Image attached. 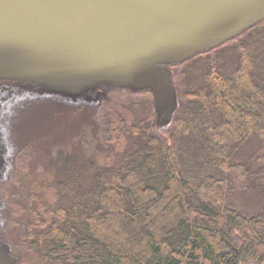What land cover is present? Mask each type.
Returning <instances> with one entry per match:
<instances>
[{
    "label": "trees",
    "instance_id": "16d2710c",
    "mask_svg": "<svg viewBox=\"0 0 264 264\" xmlns=\"http://www.w3.org/2000/svg\"><path fill=\"white\" fill-rule=\"evenodd\" d=\"M239 40L237 67L235 59L226 67L218 53L182 66L169 133L154 127L152 105L139 115L143 104L133 100L104 130L108 151L122 149L114 159L106 153L82 168L62 160L52 170L57 180L44 182L41 193L20 192L26 198L9 211L18 220L16 258L264 264V22ZM0 84L43 83L0 78ZM248 140L257 141L263 157L252 170L236 158ZM233 182L241 183L233 196L239 205L228 197Z\"/></svg>",
    "mask_w": 264,
    "mask_h": 264
},
{
    "label": "water",
    "instance_id": "95a60500",
    "mask_svg": "<svg viewBox=\"0 0 264 264\" xmlns=\"http://www.w3.org/2000/svg\"><path fill=\"white\" fill-rule=\"evenodd\" d=\"M71 1L73 14L53 16L37 0H0V78L151 91L155 128L173 109L171 67L264 14V0ZM9 255L0 244V264H23Z\"/></svg>",
    "mask_w": 264,
    "mask_h": 264
},
{
    "label": "rangeland",
    "instance_id": "374dc122",
    "mask_svg": "<svg viewBox=\"0 0 264 264\" xmlns=\"http://www.w3.org/2000/svg\"><path fill=\"white\" fill-rule=\"evenodd\" d=\"M262 22L264 14L251 22L245 32H239L237 37L218 43L201 56L218 53L226 67L231 66L234 59L237 67L239 55L236 46L240 37ZM182 66L171 67L170 76L174 82L173 109L171 115L163 118L160 126H156L158 130L167 133L174 125V116L179 108L176 77L180 78ZM133 100L143 104L144 110L139 115L150 113L151 105L156 113L153 93L131 86L114 85L110 88L102 84H89L71 89L68 84H0V244L7 247L10 255L17 254L15 243L19 234L13 225V219L17 222V217L9 212L16 208L12 202L16 199L24 201V195L28 193H41L44 182H55L57 179H52V170L57 169L55 166L58 169L63 167L60 165L62 160L70 163L73 168H82L85 167L83 161L100 163L102 155L107 153L113 158L120 153L122 149L117 152L108 151L104 130L115 113L119 114L121 109L129 107ZM63 149L67 156H61ZM260 156L257 141L248 140L241 145L236 158L252 170L256 167V160L257 165L263 161ZM44 164L49 165L47 170ZM240 184L233 182L228 193L234 205L240 204L233 197L235 191H239L241 186H254L255 181ZM20 192L26 193L21 196Z\"/></svg>",
    "mask_w": 264,
    "mask_h": 264
},
{
    "label": "flooded vegetation",
    "instance_id": "af4514ba",
    "mask_svg": "<svg viewBox=\"0 0 264 264\" xmlns=\"http://www.w3.org/2000/svg\"><path fill=\"white\" fill-rule=\"evenodd\" d=\"M37 1L41 5L45 4V9L51 12L53 16L59 13H67L68 15H71L73 14L74 10L77 7L76 5H73V3H71L72 2L71 0H37ZM82 1L83 0H80V2Z\"/></svg>",
    "mask_w": 264,
    "mask_h": 264
}]
</instances>
